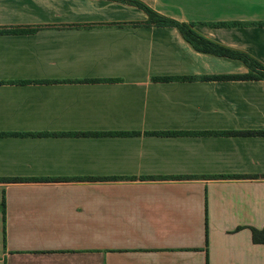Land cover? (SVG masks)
<instances>
[{"label":"crops","instance_id":"0c3cea01","mask_svg":"<svg viewBox=\"0 0 264 264\" xmlns=\"http://www.w3.org/2000/svg\"><path fill=\"white\" fill-rule=\"evenodd\" d=\"M130 1L264 66V0ZM146 21L0 0V264H264V81Z\"/></svg>","mask_w":264,"mask_h":264},{"label":"trees","instance_id":"16d2710c","mask_svg":"<svg viewBox=\"0 0 264 264\" xmlns=\"http://www.w3.org/2000/svg\"><path fill=\"white\" fill-rule=\"evenodd\" d=\"M129 3L142 11L147 15V25H156V26H171L176 28L183 39L189 43L196 51H200L203 53L215 54L222 57H228L233 60L241 61L243 65L248 69V74L239 77V79L244 81H264V66L258 65L251 61L250 58L234 53L230 50L224 49L222 47L216 46L209 41L200 37L192 28L186 24L178 23L167 18L161 17L153 12L151 9L146 7L145 5L130 0H121ZM1 211L3 214V218L5 216V199L3 198L1 201ZM252 232V241L254 244H262L264 245V229L261 231L251 229Z\"/></svg>","mask_w":264,"mask_h":264}]
</instances>
